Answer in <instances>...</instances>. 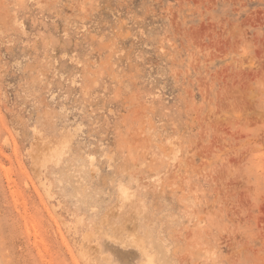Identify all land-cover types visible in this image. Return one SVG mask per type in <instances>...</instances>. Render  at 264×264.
<instances>
[{
    "label": "rangeland",
    "instance_id": "obj_1",
    "mask_svg": "<svg viewBox=\"0 0 264 264\" xmlns=\"http://www.w3.org/2000/svg\"><path fill=\"white\" fill-rule=\"evenodd\" d=\"M0 264H264V0H0Z\"/></svg>",
    "mask_w": 264,
    "mask_h": 264
},
{
    "label": "bare ground",
    "instance_id": "obj_2",
    "mask_svg": "<svg viewBox=\"0 0 264 264\" xmlns=\"http://www.w3.org/2000/svg\"><path fill=\"white\" fill-rule=\"evenodd\" d=\"M197 234V233H196ZM186 237V236H185Z\"/></svg>",
    "mask_w": 264,
    "mask_h": 264
}]
</instances>
